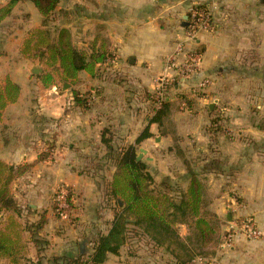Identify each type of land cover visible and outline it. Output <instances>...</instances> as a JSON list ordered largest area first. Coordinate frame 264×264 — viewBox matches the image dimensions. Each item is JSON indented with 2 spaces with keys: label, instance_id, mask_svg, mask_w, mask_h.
I'll list each match as a JSON object with an SVG mask.
<instances>
[{
  "label": "crops",
  "instance_id": "1",
  "mask_svg": "<svg viewBox=\"0 0 264 264\" xmlns=\"http://www.w3.org/2000/svg\"><path fill=\"white\" fill-rule=\"evenodd\" d=\"M195 3L208 8L213 30L198 33L194 42L187 44L188 49L203 50L199 68L167 95V101L176 103L180 101L176 94H185L192 100L190 107L181 106L171 112L163 134L156 124H150L152 137L142 141L139 148L147 154L146 164L160 170L155 181L174 179L177 175L186 181L184 161L200 165L201 171L208 161L218 160V171L204 176L211 177L217 187L210 208L224 220L222 231L250 217L261 234L258 239H248L233 233L215 254L198 258L194 264H264V127L232 126L228 131L240 134L236 141L224 129L212 141L208 131L211 120L218 115L232 121L229 108H218L224 100L243 107V103L248 106L254 99L257 107L264 109V0H61L51 19L59 27L57 31L67 29L75 47L87 55L93 43L98 49L104 41L112 56L104 74L110 81L85 72L79 74V79L89 86L96 82L102 86L88 112L76 108L72 97L57 93L54 83L45 88L42 82L28 76L22 85L16 83L7 57L0 56V80L8 76L20 87L17 102L2 112V117L6 112L15 114L10 115L13 127L0 130L1 151L5 152L0 160L15 166L33 164L28 177L34 185L27 192L31 200L26 213L29 212L30 219H46L38 232L46 241L45 254L40 257L75 258L84 251L88 254L92 238L110 228L114 205L103 204L102 186L96 187L104 178L103 165H108L104 157H97L101 151L105 156L101 131L109 129L117 138L114 137L116 144H134L148 125L156 107L143 94H153L158 88L156 80L175 43L183 38L187 9ZM6 4V0H0V8ZM33 14L28 0L16 4L0 25V55L6 54L2 44L12 40L10 33L15 30L8 27V22L23 17L30 24ZM41 22L42 18L30 28L40 27ZM204 80L208 84L198 88ZM252 80L259 88L253 94L248 87L243 95L241 87L252 85ZM35 98L40 108L37 113L31 117V112H21ZM34 117L42 122L41 128L35 121L29 126ZM44 152L48 153L46 159L36 162ZM80 165L88 166L90 172L79 174L71 170V166ZM59 185L72 193L73 213L78 219L71 228L64 225L66 228L62 229V223L55 221L50 210ZM180 233L186 234L185 226L180 227ZM104 264L180 263L170 250L156 247L146 237L133 236L122 245L118 255H108Z\"/></svg>",
  "mask_w": 264,
  "mask_h": 264
},
{
  "label": "trees",
  "instance_id": "2",
  "mask_svg": "<svg viewBox=\"0 0 264 264\" xmlns=\"http://www.w3.org/2000/svg\"><path fill=\"white\" fill-rule=\"evenodd\" d=\"M20 1L8 0L7 4L0 8V25ZM28 1L37 10L42 22L41 27L33 29L23 41L20 53L29 59L43 62L51 69L50 73L41 78L45 88L53 84V75L74 85L80 72L96 77L100 66L107 68L112 56L107 51L104 41L98 49L93 43L91 53L87 55L75 47L67 29L61 28L55 37L51 36L47 25L51 22V16L61 0ZM202 7L205 8V5L202 4ZM195 52L203 54L200 48L195 49ZM175 86L177 82L164 86L165 99L153 110L148 125L137 136L134 144H128L126 147L123 144H116L109 129L104 128L101 131L100 140L105 147L104 158L107 164H111L115 169L111 181L107 182L104 188L106 192L104 196L114 201L113 220L108 231L99 232L92 238L88 254L84 251L75 258L65 255L51 256L48 259L37 257L32 264H104L108 255H118L122 245L133 236L146 237L156 247L170 250L180 264H194L195 259L215 254L223 243L225 233L221 230V219L210 209L211 200L206 197L204 179H200L199 174L188 168V163L184 161L187 187L184 191L181 189L176 191L168 183V178L155 185L147 164L136 160L137 146L152 137L149 131L150 124H156L159 132L163 134L162 128L168 123V115L179 110L181 106L190 107L192 100L182 93L176 94L180 101L176 103L167 101L168 91L173 90ZM195 93L201 96L198 91ZM19 95L20 87L6 76L0 83V122L2 112L8 105L16 103ZM143 97L155 104L154 93H145ZM73 100L76 107L86 109V99H81L78 93H73ZM221 117L218 115L211 120L208 131L212 141L215 134L223 133ZM47 156L41 153L36 162L45 160ZM218 162L214 159L208 161L203 165L201 173L205 174L212 170L217 172ZM32 166L33 164L8 165L0 160V211L13 214L0 225V258L7 260L9 264H21L26 251V243L22 236L25 229L14 217V215L19 217L22 210L17 207L10 195L9 185L15 178L27 173ZM173 191L177 193L174 195ZM71 198L70 192L69 210L72 206ZM53 211L56 212L55 205ZM56 215V219H59L58 214ZM45 224V217L39 216L33 225L34 230L31 229V234L37 236ZM130 226L135 230H130ZM181 226L186 228L185 235L180 233ZM41 244L46 243L33 241L35 246Z\"/></svg>",
  "mask_w": 264,
  "mask_h": 264
},
{
  "label": "rangeland",
  "instance_id": "3",
  "mask_svg": "<svg viewBox=\"0 0 264 264\" xmlns=\"http://www.w3.org/2000/svg\"><path fill=\"white\" fill-rule=\"evenodd\" d=\"M6 1L8 2V0H6ZM29 7L32 10V12L34 13L33 14L34 20L29 24L28 18L24 19L23 17H19L16 20L11 19L10 22H8V24H7V25H9L8 27L9 28L15 27V30L12 33H10L12 40L8 41V42L5 41L2 44V46H4V47L6 46V49H7V50H5V51H7L6 54L0 55V56H3V58L7 57L8 62H9V70L12 71L11 73H12L13 78L16 80L15 82L20 84V85L23 84L26 76H28L30 79H34L36 81L42 82L41 78L45 74L51 72V69L49 67H47L43 62H39L38 60L29 59L20 53L23 41L28 37L30 32H32V30L35 29V28H30V25H34L35 23L39 24V22L41 21V16L37 12V10L34 8L32 3H30V2H29ZM53 15L51 16V19H54ZM53 22L51 21L47 25V29L50 32L51 36L55 37V35L57 33V29L59 27L54 25ZM40 27H41V25H40ZM19 42H20V44H19ZM2 48L3 47H1V49ZM30 67H31V69H33V68L40 69V71L37 74H33V73H31ZM101 68L104 72L101 70ZM105 70H106V68H104V66H100L99 70H98V76H96L95 78L101 79L103 81H107V80L110 81L111 78L104 75ZM79 74H78V81L74 85H72L69 82L61 81L59 79V77L56 75H53L52 79H53V83L57 87V91H56L57 93L61 92L63 94L68 95L67 96L68 98H70V97L73 98V93L76 92L79 94V97H81V99H83V98L86 99L87 107L85 110H82L79 107H76L75 104H74V106L82 112H88V111L92 110V108L94 107L95 101L93 100V98L97 97V95H96L97 91H99V88L102 86L100 85V83H97V82L94 83L93 86H89L85 82V80L79 79ZM103 77H104V79H102ZM2 81H3V79L0 80V83H2ZM97 81L99 82L100 80H97ZM63 83L68 84V86L65 90L62 89ZM251 83H252V85H250V86L241 87V89H243V95H245V92H246L245 89L248 87L251 88V91L253 94H255L256 90L259 88L258 85L254 82V80H252ZM236 84H238V82H236ZM235 87H236V85H235ZM239 87H240V85H239ZM237 89H240V88H237ZM168 93L170 94L171 92H168ZM22 95H23V97L26 95L25 90L22 92ZM253 98H255V96ZM252 100H253V102L249 103L248 106H245V103H243L244 104L243 107L239 106L236 103L231 102L230 100H227V101L224 100L222 105H219L220 107H218L219 109H221L223 107L229 108V110H230L229 112L232 114V117H231L232 121L231 122H230V118L224 117V115H221L222 117L220 118L222 130L224 129V132L230 133V138L232 141L239 140V137H240L239 133L232 134L233 132L228 131V129H230V131H231L232 126L233 127H235V126H246V125L251 126V125L257 124V126L261 125L264 127V109H260L261 108L260 106L257 107L258 106L256 103L257 101H255L254 99H252ZM39 109L40 108H39V104L37 103V98H35V99H30L29 103H26V107H24L21 112H24L25 110L27 112H31L30 116L32 117L34 114L37 113L36 111H38ZM14 114H15L14 112H6L5 116L2 117V120L0 122V130L3 129V131H4L6 128H12L13 127V124H10V123H12V120L10 119V115L14 116ZM2 115H3V113H2ZM240 116H242V117H240ZM233 117L236 118V121H233ZM20 121H21V119H19V122ZM28 121H30V118H28ZM31 121H32V123H29V126H32L34 121H35L34 124H36L39 128H41L43 125L41 121L36 120V117L32 118ZM108 137L109 136H107V139H108ZM114 137H115V139H117L116 136H114ZM19 138H20V136H19ZM243 139L249 140L247 137H244ZM2 141H3V138L0 135V151L2 150ZM127 145H128L127 143L123 144V146H125V147ZM139 149H141V148H139V145H138L137 146V155L139 154ZM4 153H5L4 151H1L0 155H3ZM45 154L48 155V153H45ZM98 155H100V156H97V157H101V158L104 157V155H102V151ZM146 156H147V154L144 153V154H142V157L140 159L144 163H146L145 162ZM147 166L149 168V171L152 173L151 175L153 176L155 185H158L161 181H163L165 179V178H163V179L157 178L158 180L155 181V176H158V173H159L158 171H160V170H155V166L152 168L149 165H147ZM188 166H189L188 168H190L192 171L197 172L199 174L200 179H204V187H205L206 197L209 198L212 202L213 197L216 195L215 190L217 188L214 186V181L211 179V177L204 176V174L201 173V171H200L201 166L200 165H196V164L188 162ZM86 168L88 169L89 167L88 166L83 167L82 165L75 166V167L71 166V170H75L79 174H83L84 172H86L87 171ZM31 169H32V167H31ZM31 169L27 173H25L23 176L15 178L11 182V184L9 185L10 195L12 196L17 207H19L20 210H22V213L19 217H16V215H14V217L16 218V220L19 223H21V225L25 229V231L22 233V236H23L24 241L26 243V251H25V255H24V258H23V261L21 262V264H32V262L35 261V259L37 257H40L39 255L41 253L45 254V250H46L44 248L45 245H42V244L38 245V246L33 245V241L42 243V241H45V240H43L44 237L41 235L42 232L40 235L37 234V236L31 234V229H32V231L34 230L33 225L36 224V222L38 221L39 218L30 219L28 217L29 212L26 213L29 210L27 208L28 207L27 203H29V201L31 200V197L28 196L27 192L31 188V186L34 185V183L31 181L30 177H28L31 173ZM114 170L115 169L111 164H108L107 166L103 165L104 178H103V180H100L101 182L98 183L96 185V187L102 186L101 189H102V192L104 194H106L104 188L107 186V182L111 181V177H112L111 175H113L112 173H114ZM87 172H90V170H88ZM206 173H208V172H205V174ZM167 178L169 179L168 183L171 186H173L172 187L173 190L177 191V190L181 189L184 191L186 189L187 183H186V181H184V179L182 177L177 175V176H174V179H171L169 177H167ZM176 191H173L174 195L177 193ZM108 194L109 193H107V195ZM53 197H54V195H53ZM102 202L106 206H109L110 204L114 205V201L110 197H107V196L106 197L104 196V201H102ZM53 206H54V204H53ZM53 206L51 205L50 210L53 213L52 215L55 218V221H59L62 223V225H63L62 229L66 228L65 226H67L68 228L69 227L71 228V227L76 225V219H78V218H75V215H74L75 213H73V210H74L73 202H72V206H71L70 210L67 212L68 216L65 218L60 217L59 219H56L57 213L55 211H53ZM10 215H13V214L7 213L4 211H0V225H3L6 222V219L8 218V216H10ZM221 221H222V226H223L225 222L223 219H221ZM221 230H222V228H221ZM222 232L225 233V231H222ZM37 237L39 240L37 239ZM45 243H46V241H45ZM33 248H34V251H32ZM90 248H91V245L89 246V249ZM30 252H31V255H30ZM89 252H90V250H89ZM43 258L46 259L45 256ZM0 264H9V263L7 260L0 258Z\"/></svg>",
  "mask_w": 264,
  "mask_h": 264
},
{
  "label": "built area",
  "instance_id": "4",
  "mask_svg": "<svg viewBox=\"0 0 264 264\" xmlns=\"http://www.w3.org/2000/svg\"><path fill=\"white\" fill-rule=\"evenodd\" d=\"M186 26L183 29V38L178 39L174 45L173 52L168 55L165 65L162 69V74L157 78L158 88L154 92L155 107L165 99L166 92L163 89L165 85L177 82V85L184 83L194 73L197 72L201 55L195 50L188 49L187 44L194 42L196 35L200 32H211L213 25L211 21V13L208 8L202 7V4H191L187 9ZM111 61V60H110ZM109 61V62H110ZM208 84L207 80L202 81L198 88H203ZM70 191L64 185H59L54 191V205L56 213L59 217H67L69 211L68 195ZM71 198V203H72ZM244 235L248 239H258L261 234L256 228L252 218L246 217L235 224L225 232L223 244L229 239L231 234ZM196 259L193 261V263Z\"/></svg>",
  "mask_w": 264,
  "mask_h": 264
},
{
  "label": "water",
  "instance_id": "5",
  "mask_svg": "<svg viewBox=\"0 0 264 264\" xmlns=\"http://www.w3.org/2000/svg\"><path fill=\"white\" fill-rule=\"evenodd\" d=\"M186 18V17H185ZM40 71V69L37 68H33L31 69V73L33 74H37ZM68 84L67 83H63V90H65L67 88ZM210 109H213V105H210ZM146 153L143 149H139V154L136 156V160L139 161L142 157V154ZM128 222H133L131 220H127Z\"/></svg>",
  "mask_w": 264,
  "mask_h": 264
}]
</instances>
